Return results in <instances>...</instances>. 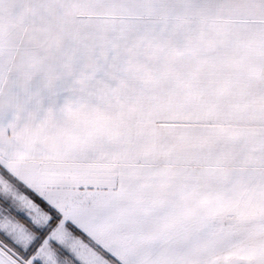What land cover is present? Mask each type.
Listing matches in <instances>:
<instances>
[{
    "label": "snow or ice",
    "instance_id": "snow-or-ice-1",
    "mask_svg": "<svg viewBox=\"0 0 264 264\" xmlns=\"http://www.w3.org/2000/svg\"><path fill=\"white\" fill-rule=\"evenodd\" d=\"M0 264H264V0H0Z\"/></svg>",
    "mask_w": 264,
    "mask_h": 264
}]
</instances>
